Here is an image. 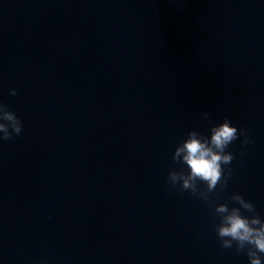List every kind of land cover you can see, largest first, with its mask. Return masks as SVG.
<instances>
[{
	"label": "water",
	"instance_id": "1",
	"mask_svg": "<svg viewBox=\"0 0 264 264\" xmlns=\"http://www.w3.org/2000/svg\"><path fill=\"white\" fill-rule=\"evenodd\" d=\"M0 103L23 122L0 264H249L214 208L238 192L264 219V0H0ZM225 117L253 141L225 190L171 188L175 147Z\"/></svg>",
	"mask_w": 264,
	"mask_h": 264
},
{
	"label": "clouds",
	"instance_id": "2",
	"mask_svg": "<svg viewBox=\"0 0 264 264\" xmlns=\"http://www.w3.org/2000/svg\"><path fill=\"white\" fill-rule=\"evenodd\" d=\"M9 94L15 96L16 89H11ZM202 117L211 124L210 112H203ZM22 130V120L7 105L0 103V141H10ZM209 131L208 136L197 130L187 133L172 154L173 164H179L181 168H170L166 178L171 188L179 186L180 192L189 191L203 201H209L210 195L215 194L218 188L223 192L233 175L231 165L235 156L227 151L229 145L240 137H243L242 148L253 143L245 130L233 126L228 117L222 123L212 125ZM201 184L206 187L201 188ZM230 199L238 206L230 208L226 203H219L214 208V214L220 221L215 230L221 248L234 247L237 255H247L249 264H264V219L257 213L253 202L240 193L233 192Z\"/></svg>",
	"mask_w": 264,
	"mask_h": 264
}]
</instances>
